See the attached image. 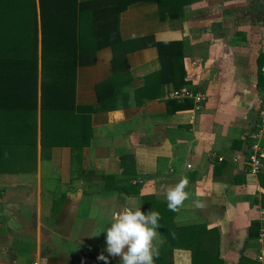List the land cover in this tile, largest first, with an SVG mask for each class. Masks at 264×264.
Masks as SVG:
<instances>
[{
    "label": "crops",
    "instance_id": "obj_1",
    "mask_svg": "<svg viewBox=\"0 0 264 264\" xmlns=\"http://www.w3.org/2000/svg\"><path fill=\"white\" fill-rule=\"evenodd\" d=\"M124 3L88 2L91 14L74 43L82 52L75 101L88 116L42 125L38 35L37 130L0 166V264H122L106 251L105 230L126 206L156 211L145 196L165 205L169 224L157 228L158 240L175 247L174 264H192L194 247L224 264H264V137L259 173L247 164L264 112V0ZM161 8L175 17L163 18ZM5 24L3 52L20 35V49L34 51L24 18ZM26 68L31 82H4L20 97L34 89V67ZM173 90L207 100L198 110L193 99H166ZM98 94L113 109H87ZM182 176L190 195L171 212L166 189Z\"/></svg>",
    "mask_w": 264,
    "mask_h": 264
},
{
    "label": "trees",
    "instance_id": "obj_2",
    "mask_svg": "<svg viewBox=\"0 0 264 264\" xmlns=\"http://www.w3.org/2000/svg\"><path fill=\"white\" fill-rule=\"evenodd\" d=\"M96 0H0V17L6 18L10 16L22 17L28 22L27 27L31 31V38L29 42L34 44L30 47L34 51L28 49H20L19 44L24 43V38L16 36L14 41L7 40L8 47L12 48V52L5 51L4 31L0 30V65L8 67L7 72L0 75L3 85L5 79L14 81L19 78V82H31V72H27V68H33L34 73V89L30 88L25 96L20 97L15 95V90H7V83L0 86V166H2L6 152H10L19 145L29 147L26 139L31 138L37 130L38 117V35L42 34V84H41V119L42 125L51 122L53 117L63 116L68 119L69 113L74 115H87L76 106L75 101V82L77 69L81 63L79 53L74 49L78 47V39L84 32L83 22L86 17L91 14L87 7L88 2ZM143 0H123L125 8L134 2ZM161 3V0H155ZM17 4L16 7H9L7 4ZM6 3V4H5ZM22 5L20 9L19 5ZM12 8V9H11ZM175 17L166 9L161 8V15L165 18L167 15ZM10 30H5L8 33ZM77 39V41H76ZM76 41V42H75ZM28 43V42H27ZM165 46V45H163ZM163 46L160 51L164 50ZM9 51V50H8ZM34 61V62H31ZM33 63V64H32ZM3 69V67H2ZM5 80V81H4ZM16 89V88H15ZM117 91L115 90L114 95ZM113 95V96H114ZM116 96V95H115ZM112 99L107 96L98 94V105L96 107H86L87 109L96 111H110L113 109ZM22 108V110H21ZM1 111L3 113H1ZM24 112L25 118L17 117L18 121L9 122L7 116H11ZM11 114V115H10ZM65 114V115H64ZM31 116L34 118L33 125L31 123ZM65 116V117H64ZM78 117V116H77ZM15 118V117H14ZM5 120L12 124L13 130H5ZM24 130H27V135H24ZM32 133V135H31ZM22 143V144H21ZM28 149V148H27ZM4 170V169H3ZM0 168V172H1ZM150 200L156 211L160 213L161 219L159 221L161 231L165 225V205L163 202L154 200L151 196H145ZM168 208V207H167ZM165 211V212H164ZM172 212V211H171ZM173 235V234H172ZM175 247L171 244L160 247L159 257L155 264H174L173 252ZM192 252V264H224L219 258L218 253L213 255L211 250L207 248H189ZM218 252V250L216 251Z\"/></svg>",
    "mask_w": 264,
    "mask_h": 264
},
{
    "label": "clouds",
    "instance_id": "obj_3",
    "mask_svg": "<svg viewBox=\"0 0 264 264\" xmlns=\"http://www.w3.org/2000/svg\"><path fill=\"white\" fill-rule=\"evenodd\" d=\"M188 184V178L182 176L178 183L166 189L170 211H177L189 198ZM160 219L158 211L151 210L145 214L140 207L126 206L113 212L110 226L105 230L106 251L121 257L122 264H155L164 243L162 239L158 240ZM99 259L106 257L101 255Z\"/></svg>",
    "mask_w": 264,
    "mask_h": 264
},
{
    "label": "built area",
    "instance_id": "obj_4",
    "mask_svg": "<svg viewBox=\"0 0 264 264\" xmlns=\"http://www.w3.org/2000/svg\"><path fill=\"white\" fill-rule=\"evenodd\" d=\"M166 99H177V100L193 99L195 101L196 109L199 110L206 102L207 96L203 93H193L187 90H173L167 93ZM261 120H262L261 124L255 134L256 141L250 147V152L247 158L249 172L252 175L258 174L261 168L262 147L260 140L264 137V112L262 114ZM222 160L223 159L221 158L219 159V161ZM136 182L141 183V181L139 180ZM263 236H264V230H263ZM34 264H38V263L35 262Z\"/></svg>",
    "mask_w": 264,
    "mask_h": 264
},
{
    "label": "rangeland",
    "instance_id": "obj_5",
    "mask_svg": "<svg viewBox=\"0 0 264 264\" xmlns=\"http://www.w3.org/2000/svg\"><path fill=\"white\" fill-rule=\"evenodd\" d=\"M17 5V4H16ZM6 20L4 19V18H1L0 17V30H2V31H4L5 32V30H7V27H6ZM24 23V22H23ZM21 25V24H20ZM14 26H17V25H14ZM13 26V27H14ZM19 27V26H18ZM21 33V32H20ZM6 55V54H5ZM5 55H0V56H5ZM2 67H3V69H2ZM0 75H3L4 73H6L7 72V69H8V67H6V66H2V65H0ZM1 113H3L2 111H1ZM6 153H8V157H9V155H10V153L9 152H6ZM6 156H7V154H6ZM8 157H6V160H9V159H7ZM23 161V160H22ZM4 171H6L5 169H4ZM3 171V172H4ZM16 175H18V174H15L14 176H12V175H10V176H8L7 178H13V177H15L16 178ZM169 223H167V224H165V227L168 225ZM164 244H166V243H164ZM175 251V250H174Z\"/></svg>",
    "mask_w": 264,
    "mask_h": 264
}]
</instances>
